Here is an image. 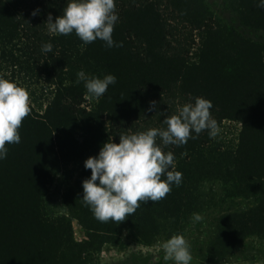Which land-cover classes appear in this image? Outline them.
Wrapping results in <instances>:
<instances>
[{
  "label": "trees",
  "instance_id": "obj_1",
  "mask_svg": "<svg viewBox=\"0 0 264 264\" xmlns=\"http://www.w3.org/2000/svg\"><path fill=\"white\" fill-rule=\"evenodd\" d=\"M258 3L226 0V9L242 26L264 31ZM64 4L0 0V74L25 87L31 100L21 142L7 144V158L0 160V264L87 263L106 245L122 246L121 229L145 246L183 234L202 205L204 182H218L226 199L253 201L217 218L208 257L224 259L248 237L264 240L263 42L223 24L206 0H116L119 20L112 35L123 46L106 48L100 39L83 45L75 33L47 29L48 14L55 20ZM34 10L39 14L32 15ZM45 42L52 51H41ZM108 73L117 81L98 100L89 98L82 79L77 83L78 74ZM197 96L212 101L220 131L162 145L183 173L180 186L173 185L165 198L141 203L121 222H101L81 200L82 181L91 175L84 168L63 194L69 216L49 213L45 196L61 167L96 156L108 139L118 143L123 134L165 128L167 115ZM151 101L157 102L152 111ZM223 120L241 123L236 137L219 136ZM72 220L83 232L79 241Z\"/></svg>",
  "mask_w": 264,
  "mask_h": 264
},
{
  "label": "clouds",
  "instance_id": "obj_2",
  "mask_svg": "<svg viewBox=\"0 0 264 264\" xmlns=\"http://www.w3.org/2000/svg\"><path fill=\"white\" fill-rule=\"evenodd\" d=\"M264 9V0L257 5ZM34 10L32 15H38ZM119 20L116 0H65L62 14L53 20L48 14L45 24L50 33L75 35L83 45L97 39L104 41L106 48L122 47L123 42L113 39V31ZM53 49L51 42L41 46L42 52ZM84 81L86 93L91 99L101 98L117 77L108 73L102 78L78 74L77 83ZM150 111L157 107L150 102ZM211 100L202 96L180 106L176 114L163 120L165 128H149L132 134L119 136V142L108 139L96 156L84 161V167L91 170L89 178L82 181L81 200L90 208L94 217L101 222H121L131 216L147 201L158 202L180 186L183 173L175 170V154L164 151L163 146L183 145L195 139L204 130L215 137L220 129L218 121L210 111ZM31 111L28 90L15 81L0 74V160L6 159L7 144L21 142L19 129L22 121ZM162 114V113H160ZM162 143H158L157 139ZM163 145V146H162ZM67 206H52L54 215L63 214ZM193 223L204 219L200 213L192 214ZM164 259L173 264H192L191 245L183 234H174L162 242Z\"/></svg>",
  "mask_w": 264,
  "mask_h": 264
},
{
  "label": "rangeland",
  "instance_id": "obj_3",
  "mask_svg": "<svg viewBox=\"0 0 264 264\" xmlns=\"http://www.w3.org/2000/svg\"><path fill=\"white\" fill-rule=\"evenodd\" d=\"M210 10L223 24L231 26L243 37L254 41L263 42L264 31H255L240 24L238 15L226 9V0H206ZM45 95H47L45 93ZM45 97V96H44ZM86 102H90L87 98ZM45 108V107H44ZM241 123L231 120H223L221 134L222 139H232L240 131ZM79 130L75 131L76 138L79 137ZM89 156L69 162L61 167L59 173L53 178L48 186L45 196L47 209L54 215L55 209L52 206H64L63 194L67 188L73 186L75 180L84 169V161ZM202 205L199 212L204 219L193 223L192 218L184 229L183 235L191 245L193 255L192 264H264V240L252 236L234 246L232 251L218 261L212 260L206 253L209 240L212 239L217 218L229 211H241L251 207L252 200L226 199L223 196L222 187L218 182H204L201 187ZM55 216H69L67 210L63 214ZM73 237L76 241L83 238V232L76 221H71ZM170 237L161 236L151 245H143L130 237L125 229L120 231V247L110 245L104 246L101 251L93 255L91 260L82 264H173L172 261L164 259L165 253L162 249V242Z\"/></svg>",
  "mask_w": 264,
  "mask_h": 264
}]
</instances>
